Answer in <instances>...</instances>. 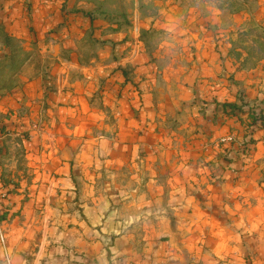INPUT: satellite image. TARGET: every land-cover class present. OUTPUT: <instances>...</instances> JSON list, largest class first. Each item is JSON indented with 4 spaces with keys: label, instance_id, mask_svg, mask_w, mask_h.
Segmentation results:
<instances>
[{
    "label": "crops",
    "instance_id": "crops-1",
    "mask_svg": "<svg viewBox=\"0 0 264 264\" xmlns=\"http://www.w3.org/2000/svg\"><path fill=\"white\" fill-rule=\"evenodd\" d=\"M73 3L0 0V65L14 66L0 78V160L13 135L30 170L5 185L0 165V193L15 191L1 262L264 264V103L250 141L221 115L239 95L264 98V72L229 79L226 26L195 2L170 14L183 46L167 63L131 29L99 38ZM90 36L102 50L85 58ZM16 46L35 52L19 62ZM205 94L219 103L201 111ZM231 132L229 168L219 142Z\"/></svg>",
    "mask_w": 264,
    "mask_h": 264
},
{
    "label": "rangeland",
    "instance_id": "rangeland-1",
    "mask_svg": "<svg viewBox=\"0 0 264 264\" xmlns=\"http://www.w3.org/2000/svg\"><path fill=\"white\" fill-rule=\"evenodd\" d=\"M74 2L73 7H77L89 18L99 20L100 27L105 29L101 32L99 38H104L108 30H117L125 33L124 31L131 29L130 32L132 33L129 34H137L147 54L153 53L155 48L163 45L164 47L161 49V52L166 60L165 63L177 53L182 52L181 48L183 46L182 40H178L174 36V34L177 33V26L175 28L171 27L172 19L170 14H178L180 10H185L186 7L195 2L197 8L194 7L202 11V14H208V12L210 15L218 14L221 18L220 21H223V24L226 26L227 32L223 34V44L226 45L227 48L225 50L226 58L229 59L234 66H237L236 70L233 69L232 71H230L228 66H225V70L230 72L228 75L230 76L229 79H231V81L233 80V76L237 70H242L244 74L252 75L256 73L259 75V72H264V0H193V2L192 0H74ZM178 15L180 16V14ZM146 27L149 29H146ZM181 29L182 33L187 32L186 27H182ZM181 35L179 36L181 37ZM14 41L17 42L18 40L16 39ZM171 42L177 43L178 45L175 46L174 44L175 47H172L171 44L168 45V43ZM99 43L101 44L102 41H99ZM100 44H96L90 36L87 43L84 42L82 55L86 58L89 56L90 52H94L98 49L102 50ZM14 52H17L16 58H19L18 61L20 62L27 53L35 52V49L25 50L20 46H16ZM164 65L166 64L160 62L158 69H160L161 72H164V70L170 72V69H167ZM13 67L14 66H10L9 63L0 65V78L7 75ZM1 82L0 79V83ZM167 85H170V82H168ZM205 96L207 95L205 94ZM246 96V94H244V96L239 95L236 102H225V105L222 104L224 107L221 115L227 120L236 119L237 121H241V123L244 124L246 135L248 136L247 138L250 141L253 131H255L256 127L261 125L263 120L260 107L262 103H264V98H256L257 100L250 102V98ZM206 98L209 97L200 96L194 100L202 108L201 111H204L208 102H214L216 105L219 103L217 101H210ZM232 135L235 136L234 133L231 132V134L225 136L226 138H222L219 142V144H225V142L229 143L226 149H224L226 151L223 157L229 168H232L231 164L235 163L233 159V151L235 149L232 143H234L236 139ZM17 139L18 138L13 135H7L3 139L5 150L0 160V165L2 167V172H4L6 176L13 178H6L4 181L5 185L6 182L8 185H15L21 182L24 180L21 179V177L26 178V172H30L27 167V160H25L23 156V148L17 144ZM217 162L218 161L215 160V163ZM104 164L105 163H103L102 167L99 169L100 172H105L104 169H106V166ZM221 167L224 166L221 164ZM217 169H219V167ZM12 172L21 173L17 175V173ZM8 188H10V186ZM13 191L14 189H8L7 191L4 190V195L0 193V195H2L0 213L2 212L1 217L3 219L8 218L9 211H7L8 205L6 202L8 200L10 201L12 197L15 198V196L11 194ZM26 198L27 194L21 196L20 201L24 202ZM0 264H3L1 260ZM246 264H248V262H246Z\"/></svg>",
    "mask_w": 264,
    "mask_h": 264
},
{
    "label": "built area",
    "instance_id": "built-area-1",
    "mask_svg": "<svg viewBox=\"0 0 264 264\" xmlns=\"http://www.w3.org/2000/svg\"><path fill=\"white\" fill-rule=\"evenodd\" d=\"M0 243L2 246H4L5 239H4V233H3V229H2L1 220H0Z\"/></svg>",
    "mask_w": 264,
    "mask_h": 264
}]
</instances>
